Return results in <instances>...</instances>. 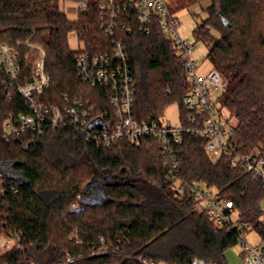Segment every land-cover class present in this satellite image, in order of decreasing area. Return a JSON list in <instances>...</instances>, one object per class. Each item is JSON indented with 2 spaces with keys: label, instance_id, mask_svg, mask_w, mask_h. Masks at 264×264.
<instances>
[{
  "label": "trees",
  "instance_id": "trees-1",
  "mask_svg": "<svg viewBox=\"0 0 264 264\" xmlns=\"http://www.w3.org/2000/svg\"><path fill=\"white\" fill-rule=\"evenodd\" d=\"M61 1L78 0H0V46L18 52L13 80L0 67V232L19 233L21 238L4 252L0 248V264H39L45 253L51 264L68 255L75 258L72 264H142L139 257L165 264H190L199 257L224 264V251L239 242L237 233L195 211L188 191L177 194L155 138L139 146L124 140L102 145L69 127L4 138V123H17L30 110L17 87L33 81L40 59L36 48L22 43L33 31L35 45L45 51L49 80L39 96L45 103L63 106L65 96L78 97L90 100L97 110H112L106 89L79 78L76 56L82 51L110 52L113 42L123 41L137 81L133 118L159 122L174 103L180 121L188 115L183 99L189 87L181 59L156 21L146 30L134 8L122 7L107 32L111 16H102L96 1L77 10L75 19L68 17ZM186 1L199 3L206 13L193 33L207 45V57L226 81L217 101L235 120L233 144L241 153L264 150V0ZM72 33L82 44L77 50L70 47ZM207 141L205 136L184 135L178 176L203 181L231 198L241 220L264 238L261 181L227 154L213 162ZM107 175L128 176L129 181L105 187L107 204L71 212L80 205L87 183ZM100 248L103 253L96 254Z\"/></svg>",
  "mask_w": 264,
  "mask_h": 264
},
{
  "label": "built area",
  "instance_id": "built-area-1",
  "mask_svg": "<svg viewBox=\"0 0 264 264\" xmlns=\"http://www.w3.org/2000/svg\"><path fill=\"white\" fill-rule=\"evenodd\" d=\"M90 0H78L76 10H85ZM99 4L102 16L109 13L110 21L106 31H112L114 19L123 7L134 8L139 23L148 30L157 22L166 37L170 39L181 59V70L188 84L184 96L185 109L188 115L184 121L171 124L163 120L139 123L132 116L137 81L133 75L131 58L123 41L113 42L110 52L95 53L82 51L76 56V67L79 78L92 86L107 90V98L112 110H97L90 100L83 98L67 99L63 106L48 104L40 99L48 85L45 51L35 45L36 31L23 44L34 47L40 52V59L33 69V81L20 85L17 91L30 109L19 116L18 122L7 120L4 123V138L12 139L23 133L43 135L49 129L69 127L82 133L86 140L97 144L111 145L117 141H127L139 146L145 139L155 138L161 147L160 156L167 168V178L175 181L177 194L188 191L193 199L194 210L203 214L210 222L229 232H235L238 241L243 245L241 264H264V244H251L247 234L255 231L261 242L263 236L252 224L241 220L240 210L231 198L221 195L215 188L196 179L183 181L180 171V150L185 134L205 136L208 138L205 149L209 158L217 162L227 154L233 163L244 167L252 179L260 180L264 187V150L255 148L241 153L233 144L235 120L221 111L218 97L226 88L223 75L212 68L207 74H200L197 62L193 59L195 44L183 38L179 33V21L171 13L169 0H92ZM0 67H5L13 80L17 76L18 52L15 47L0 46ZM76 205L74 204V207ZM264 218V204L261 206ZM19 233L5 235L0 240V248L6 251L20 244ZM100 248L96 254H102ZM142 264H165L154 259L139 257ZM75 258L66 256L55 264H72ZM190 264H215L195 257Z\"/></svg>",
  "mask_w": 264,
  "mask_h": 264
},
{
  "label": "rangeland",
  "instance_id": "rangeland-1",
  "mask_svg": "<svg viewBox=\"0 0 264 264\" xmlns=\"http://www.w3.org/2000/svg\"><path fill=\"white\" fill-rule=\"evenodd\" d=\"M202 3H204V6L207 5V1ZM76 7L77 5L72 1H61V8L66 12L70 19L76 18ZM169 7L179 21L180 35L195 44L193 59L198 64L199 73L207 74L213 68L211 61L207 57L208 47L202 41L197 40L193 33V29L206 17V13L201 9L199 3L190 4L186 0H169ZM70 47L72 50H77L82 47V44L78 42L75 33L70 35ZM179 111L178 103H174L166 108L165 115H163L162 118L166 122L177 124L179 122ZM132 178L133 177L130 178V181H132ZM47 197L48 199H51L53 197L52 193L48 194ZM5 235V233L0 232V240ZM246 238L251 244H264V242H261L259 235L255 231L248 233ZM242 251L243 245L241 242L229 247L224 251V264H241L243 261ZM2 252L4 251L2 250ZM49 260L50 257L48 253L42 254L39 259V264H51L49 263Z\"/></svg>",
  "mask_w": 264,
  "mask_h": 264
},
{
  "label": "water",
  "instance_id": "water-1",
  "mask_svg": "<svg viewBox=\"0 0 264 264\" xmlns=\"http://www.w3.org/2000/svg\"><path fill=\"white\" fill-rule=\"evenodd\" d=\"M129 181L128 176L125 178L107 175L103 178L95 176L87 185L84 187V194L80 198V205L71 209L73 213H81L85 210V207L91 206H103L107 204L110 199L105 192L106 186H113L117 184H126Z\"/></svg>",
  "mask_w": 264,
  "mask_h": 264
}]
</instances>
